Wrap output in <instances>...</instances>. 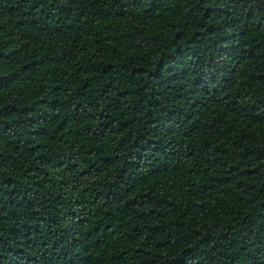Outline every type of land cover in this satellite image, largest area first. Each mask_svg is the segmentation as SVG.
<instances>
[{
    "label": "trees",
    "instance_id": "obj_1",
    "mask_svg": "<svg viewBox=\"0 0 264 264\" xmlns=\"http://www.w3.org/2000/svg\"><path fill=\"white\" fill-rule=\"evenodd\" d=\"M0 264H264V0H0Z\"/></svg>",
    "mask_w": 264,
    "mask_h": 264
}]
</instances>
